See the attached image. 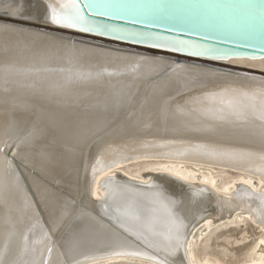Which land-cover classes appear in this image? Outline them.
I'll return each mask as SVG.
<instances>
[{
	"label": "bare ground",
	"instance_id": "1",
	"mask_svg": "<svg viewBox=\"0 0 264 264\" xmlns=\"http://www.w3.org/2000/svg\"><path fill=\"white\" fill-rule=\"evenodd\" d=\"M88 1L264 50V0ZM56 6L0 0V264H227L200 247L248 223L261 236L237 264H264V57L109 49L74 36L131 33L54 25Z\"/></svg>",
	"mask_w": 264,
	"mask_h": 264
},
{
	"label": "water",
	"instance_id": "2",
	"mask_svg": "<svg viewBox=\"0 0 264 264\" xmlns=\"http://www.w3.org/2000/svg\"><path fill=\"white\" fill-rule=\"evenodd\" d=\"M80 5L82 12L87 19V21L92 22L93 24L100 27H105V29L117 30V31H129L132 36H116L113 33L109 32H93L89 34L90 31H86L84 33L95 36L102 37L103 39H107L108 41H120L123 43H127V45H120L118 42H108L100 39L88 38V37H78L74 36L75 39L81 40H89L92 42H96L102 46L108 47L109 49L119 48L123 51L136 53L142 56H153L154 58L166 59L170 60L173 63L176 62H184L183 60L189 61L192 64L202 63L203 61L197 59H206L213 62L223 63L221 61L225 59H229L230 57H249V58H259L264 57V50L251 48L248 46L237 44L238 42L230 43L226 42L227 40H221L223 38H219L214 35H209L206 33H198L193 32L189 29L183 28H172L170 26L163 27L162 24H150L140 20L139 18H134L130 16L124 15L121 11L114 10H95V6L92 1L88 0H80ZM91 13V16L88 15ZM115 30V31H116ZM73 31V30H72ZM82 33V32H79ZM149 35L153 37H161L160 39H171L179 42L190 43L205 46L209 48V51L204 53H199L198 51H192L191 49L185 50V47H179L177 50H164L167 53H153L152 51L143 49L141 47H149L153 46L158 48L160 46L155 45L154 43H149L150 41H144V39H140L138 34ZM105 39V40H106ZM258 40H262V37H257ZM133 45V46H129ZM135 46V47H134ZM164 47V46H162ZM159 49V48H158ZM164 49V48H163ZM205 52V51H203ZM191 59H187V58ZM185 61V62H186ZM209 64L208 62H206ZM211 64V63H210ZM5 148L3 149V151ZM12 149L7 151V157L11 158Z\"/></svg>",
	"mask_w": 264,
	"mask_h": 264
},
{
	"label": "rangeland",
	"instance_id": "3",
	"mask_svg": "<svg viewBox=\"0 0 264 264\" xmlns=\"http://www.w3.org/2000/svg\"><path fill=\"white\" fill-rule=\"evenodd\" d=\"M144 166V164H140L133 171L138 174ZM235 176V174L228 173L227 176H223L225 178L224 182L232 181ZM245 236L250 237L248 241H244ZM260 236V230L248 223L247 226L236 229H220L200 248L205 252L222 257L227 264H237L245 258L249 249L252 248ZM228 237H230L229 240H227Z\"/></svg>",
	"mask_w": 264,
	"mask_h": 264
},
{
	"label": "snow or ice",
	"instance_id": "4",
	"mask_svg": "<svg viewBox=\"0 0 264 264\" xmlns=\"http://www.w3.org/2000/svg\"><path fill=\"white\" fill-rule=\"evenodd\" d=\"M88 15L91 16V13ZM50 20L54 25L66 27L86 22L80 0H57V6L51 8Z\"/></svg>",
	"mask_w": 264,
	"mask_h": 264
}]
</instances>
